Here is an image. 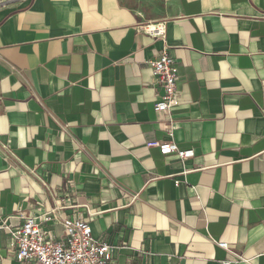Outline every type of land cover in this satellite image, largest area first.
Segmentation results:
<instances>
[{"label":"crops","instance_id":"1","mask_svg":"<svg viewBox=\"0 0 264 264\" xmlns=\"http://www.w3.org/2000/svg\"><path fill=\"white\" fill-rule=\"evenodd\" d=\"M165 46L171 115L149 64ZM167 141L194 156L163 155ZM56 208L88 219L112 264H264V0L0 6V264H34L6 227Z\"/></svg>","mask_w":264,"mask_h":264},{"label":"built area","instance_id":"2","mask_svg":"<svg viewBox=\"0 0 264 264\" xmlns=\"http://www.w3.org/2000/svg\"><path fill=\"white\" fill-rule=\"evenodd\" d=\"M5 3L0 0V6ZM149 35L165 39V23H149L143 27ZM165 46L160 56L150 61L156 84L159 86L163 95L155 104V110L164 114L171 115L174 107L178 106L179 98L177 95V84L179 81V67ZM170 137L172 133L169 134ZM158 147L163 155L178 154L184 161L194 156L193 150H179L173 141L158 143ZM2 150L8 157H12L19 164L21 161L12 154L10 148L2 144ZM186 173V172H185ZM179 181L175 182L179 185ZM45 187H47L44 184ZM60 222L64 228V234L60 239H56L51 232L44 228L43 224L49 222ZM13 241L12 248L15 259L18 262H32L34 264H112L114 262L115 247L105 240H98L93 237L92 228L88 219L60 220L57 208L50 214L45 215L42 220L28 217L24 223L15 229L6 227ZM217 244L231 254H234L227 242L222 240ZM238 259L248 262L234 254ZM130 264H137L136 257H131ZM225 264H233L231 261Z\"/></svg>","mask_w":264,"mask_h":264},{"label":"rangeland","instance_id":"3","mask_svg":"<svg viewBox=\"0 0 264 264\" xmlns=\"http://www.w3.org/2000/svg\"><path fill=\"white\" fill-rule=\"evenodd\" d=\"M6 4L13 5V7L17 8L23 4V0H4Z\"/></svg>","mask_w":264,"mask_h":264}]
</instances>
